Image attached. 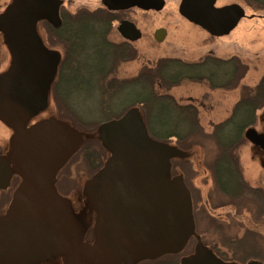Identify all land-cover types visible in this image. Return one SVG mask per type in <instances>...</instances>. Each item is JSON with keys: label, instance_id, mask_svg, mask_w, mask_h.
<instances>
[{"label": "water", "instance_id": "95a60500", "mask_svg": "<svg viewBox=\"0 0 264 264\" xmlns=\"http://www.w3.org/2000/svg\"><path fill=\"white\" fill-rule=\"evenodd\" d=\"M21 2L30 5L25 14L18 10ZM214 2L184 0L181 13L219 36L245 14L237 5L217 11ZM105 3L123 7L115 0ZM59 4L16 0L0 15V31L14 59L11 78L0 79V119L16 132L13 156L10 160L0 156V190L10 185L13 174L22 179L0 218V264H33L56 255H65L66 264H134L142 258L177 254L194 229L189 190L181 177L166 182L174 151L149 137L138 110L100 127L101 143L113 157L87 186L89 201L100 217L93 248L79 241L71 205L55 188L58 171L82 146L81 132L56 122L26 128L36 106L29 115L15 107L29 99L41 59L47 58L51 70L58 65L57 53L45 55L35 25L38 18L58 23ZM154 7L160 9L161 2L154 0ZM120 31L131 41L140 38L132 24L123 23ZM166 37L165 29L155 32L158 43Z\"/></svg>", "mask_w": 264, "mask_h": 264}, {"label": "rangeland", "instance_id": "374dc122", "mask_svg": "<svg viewBox=\"0 0 264 264\" xmlns=\"http://www.w3.org/2000/svg\"><path fill=\"white\" fill-rule=\"evenodd\" d=\"M235 3L242 6L247 17L224 34L217 36L209 32L204 25L184 18L179 11L178 0H166L165 5L158 12L151 14V19L145 27L143 40L135 44V55L132 54L126 60H117L118 65L113 68L115 61L113 51H93L83 59L81 72L72 73L70 78L67 76L61 79L59 88H57V96L61 103L66 104V107L63 108L70 115L62 118L57 105H54L51 99H46L36 105L34 113L26 121L25 127L29 128L43 122H56L77 129L76 124L70 119L71 116H74L80 122L89 123L92 128H95L94 133H85L79 128L77 129L81 132L82 145L92 139L101 142L100 127L102 124L99 119L104 116V113L102 114L103 103L109 100L95 83L92 84L91 81L97 74L89 73L87 68L90 65L95 66L102 63L104 67L108 66V71L112 69L111 78L128 80L138 76L143 68L148 69L164 58L179 59L189 63L198 62L209 55L225 60L238 58L243 64L241 67L245 69V75L238 82V88L235 90H212L206 81L203 83L183 81L170 90V94L181 104H193L198 108L201 126L205 132L210 133L215 124L224 121L229 116L241 97L242 86L254 89L264 76V21L256 17L259 14L264 15V0H215L213 8H223ZM262 4L263 6H261ZM253 15L255 18H252ZM135 16L136 21H139V16H143V14L136 11ZM159 27L167 31V37L162 43H157L153 38L154 31ZM52 81L53 78H46V86L48 87ZM138 89L140 90L139 85H131L113 92L114 97L117 95V98L112 95V100L110 99L113 103L110 113L120 116V109L136 95ZM138 108L135 110H138L144 119L143 111ZM97 122L100 123L96 124ZM1 124L0 122V154L10 160L14 154L12 138L15 132L6 129ZM261 131H264V107L255 112V123L248 127L247 141H244V146H241L237 154L240 168L249 178L254 177L262 170L260 156H258L259 147L254 144L252 139V134L264 133ZM168 145L173 149L174 155L166 182L170 184L174 176L185 177L184 170L188 180L192 183L196 174L195 170L202 171L201 151L193 148V144L185 151L180 150L176 139H172ZM104 149L103 159H100L96 152L93 154L97 157L96 160L93 157L90 159L93 165L85 164L82 159L84 155H81L76 161L68 163L59 170L55 178L57 193L70 203L74 212L79 241L88 243L93 248L97 246V225L100 217L98 210L89 201L87 186L112 160L111 151ZM179 153H181L183 161L178 159L177 154ZM202 176L205 174L202 173L199 179H195L196 185L200 186V181L204 178ZM10 184L6 189L0 190V218L8 211L16 190L22 184V179L17 174H13ZM203 193L206 195L205 188ZM191 235L181 247L184 253L182 251V253L179 252L180 255L175 256L177 258V256L185 255V262L195 260L194 256L190 254L193 247L190 245L186 249ZM56 259H60L62 264H66L65 255H57Z\"/></svg>", "mask_w": 264, "mask_h": 264}, {"label": "flooded vegetation", "instance_id": "af4514ba", "mask_svg": "<svg viewBox=\"0 0 264 264\" xmlns=\"http://www.w3.org/2000/svg\"><path fill=\"white\" fill-rule=\"evenodd\" d=\"M58 1L60 3L57 11L58 23L38 18L35 33L43 45L45 55L55 52L59 55V62L55 70H51L46 63L47 58L41 59L38 69L39 79L35 81L29 93V99L26 102L15 103V107L21 112H28V115L43 99H51L52 103L56 104V99L59 98L57 88H59L61 79L71 76L67 70L62 72L61 67L64 60L69 66L74 62L82 65L83 59L93 51L110 50L114 52L115 65L117 60H126L132 54L135 55V44L143 40L145 27L151 19V14L158 12L166 2V0H156L161 2V8L155 9L154 0H115L117 4L123 6L117 8L108 6L105 0ZM183 1L178 0L179 11H181ZM15 3L16 0H0V15L7 13ZM232 5L242 8L236 3L228 6ZM17 6L19 12L21 9V14H25L30 8L29 4L23 2ZM223 8L214 9L220 11ZM136 11L143 14L139 16V21L135 19ZM183 17L189 19L184 15ZM245 17L247 16L244 15L239 21L244 20ZM256 17L264 21V15L259 14ZM252 18L255 16L253 15ZM123 23L134 25L140 34L137 41H131L123 36L120 31ZM159 29L164 28L159 27L154 31V41H156L155 32ZM13 73V55L5 33L0 31V79L8 80ZM47 77L53 78L48 87L45 84ZM228 77H225V80L229 79ZM232 78L236 82L241 80L238 75ZM209 87L211 88L210 84ZM0 122L3 127L15 132V129L5 121L0 119ZM247 131L248 128L243 132L245 142ZM259 134H252V139L259 147L258 156H260L262 170L252 178L245 176L240 168V161L238 165L240 169L235 171L231 170L229 162L209 166L205 161L203 147L199 144L194 145L193 148L201 151L202 171L195 170L193 182L190 183L186 171L183 170L185 177L182 180L189 190L194 224L193 234L188 240L186 249L190 245L193 247L190 254L195 260L184 262L185 255L177 256V258L174 255L169 258V254H163L154 258L139 259L134 264H169V262L170 264H264V133ZM178 159L183 161L181 156H178ZM69 160L63 167L69 163ZM202 173L205 176H202L204 178L198 186L194 181L199 179ZM204 188L206 195L203 193ZM182 251L179 252L182 253ZM179 252L178 255H180ZM56 257L57 255L51 256L33 264H62V260Z\"/></svg>", "mask_w": 264, "mask_h": 264}, {"label": "trees", "instance_id": "16d2710c", "mask_svg": "<svg viewBox=\"0 0 264 264\" xmlns=\"http://www.w3.org/2000/svg\"><path fill=\"white\" fill-rule=\"evenodd\" d=\"M94 52H102V50ZM241 64L240 60L235 57L225 60L212 55L204 57L199 62L190 63L179 59L164 58L148 69L143 68L138 76L128 80L111 78L112 69L108 71V66L104 67L102 63L87 66L91 75L97 74L92 79V84L95 83L109 100L102 105L104 116L99 119L101 123L97 122L96 124L119 120L129 111L139 107L143 111L144 123L152 140L169 144L172 139H176V143L183 151L192 144H199L204 149L205 161L209 166L229 162L231 170L235 171L239 168L237 154L244 143L243 132L255 123V110L264 107V76L254 89L242 86L241 97L229 116L224 121L215 124L210 133L205 132L200 126L197 107L193 104H181L170 94V90L183 81L199 83L208 81L212 89L235 90L238 88L239 81L236 82L232 77L238 75L242 79L245 75V69H242L243 64ZM117 65H113V68H116ZM61 69L62 72L67 70L71 74H77L81 72L82 65L74 62L69 66L64 60ZM227 76L229 79L225 80ZM131 85H139L140 90L138 89L136 95L120 109V116L112 115L110 111L113 106L111 98L112 95L113 97L115 95L113 92ZM139 92L141 93L138 94ZM114 98H117V95ZM56 104L62 118L70 115L63 108L66 107L64 102L61 103L57 98ZM129 105L131 106L128 108ZM71 117L68 118L76 124L80 131L94 133L95 128H92L91 124L80 122L74 116ZM103 149L99 140H88L71 157L69 163L84 155L82 159L85 164L91 165L92 160L90 159L92 157L97 159L96 156H93L95 152L100 159H103L105 150ZM91 150L93 151L91 152ZM174 255L176 256V254H169L168 257L171 258Z\"/></svg>", "mask_w": 264, "mask_h": 264}]
</instances>
